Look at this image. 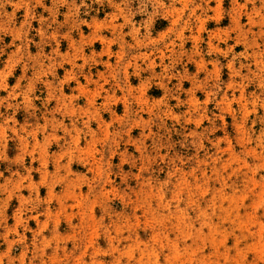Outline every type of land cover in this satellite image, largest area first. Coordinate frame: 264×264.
I'll return each mask as SVG.
<instances>
[{
    "label": "rangeland",
    "instance_id": "1",
    "mask_svg": "<svg viewBox=\"0 0 264 264\" xmlns=\"http://www.w3.org/2000/svg\"><path fill=\"white\" fill-rule=\"evenodd\" d=\"M0 264H264V0H0Z\"/></svg>",
    "mask_w": 264,
    "mask_h": 264
}]
</instances>
